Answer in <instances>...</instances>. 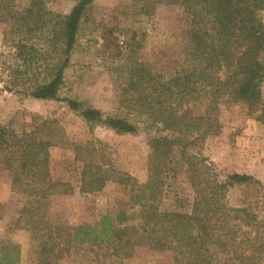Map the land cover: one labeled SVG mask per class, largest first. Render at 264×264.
<instances>
[{
  "label": "trees",
  "instance_id": "trees-1",
  "mask_svg": "<svg viewBox=\"0 0 264 264\" xmlns=\"http://www.w3.org/2000/svg\"><path fill=\"white\" fill-rule=\"evenodd\" d=\"M13 1L0 0L5 35L18 38L10 62L0 55L4 88L57 102L81 22L95 0H77L66 15L46 10L52 0H32L23 13L13 12ZM133 1L146 16L158 5H178L189 28L184 59L175 74L164 77L146 64L134 63L120 89V105L143 119L146 129L170 133L149 137L143 184L115 167L101 140L70 145L74 161L81 165L80 193L100 192L110 182L130 191L115 216L105 215L94 226L41 222L40 201L65 187L53 181L49 168L57 132L50 121L20 132L0 125V165L8 171L13 189L35 196V206L21 215H27L26 227L37 241V264H60L75 251L94 252L103 264H114L139 249L168 252L172 264H264V213H258L264 186L247 174L222 177L206 158L193 153L199 143L219 133L221 103H241L256 120L264 121V0ZM38 36L42 43L33 39ZM64 101L80 113L91 134L98 126L118 135L140 129L138 121ZM199 106L202 111L194 113ZM170 165L183 166L193 194L189 213L160 210L163 175ZM236 188L249 195L231 205L228 193ZM2 252L0 264L19 262L16 247Z\"/></svg>",
  "mask_w": 264,
  "mask_h": 264
},
{
  "label": "rangeland",
  "instance_id": "rangeland-1",
  "mask_svg": "<svg viewBox=\"0 0 264 264\" xmlns=\"http://www.w3.org/2000/svg\"><path fill=\"white\" fill-rule=\"evenodd\" d=\"M76 1L52 0L46 4V10L66 15ZM31 2L15 0L10 7L13 12L23 13ZM139 9L140 5H134L133 0H95L87 8L69 55L57 102L38 101L10 92L4 88L5 75L0 74V125H9L20 132L50 121L58 135L56 144L49 150V168L53 181L65 187L40 201L39 217L43 223L94 226L105 215L115 216L127 202L130 191L115 182H110L97 193L79 192L81 165L74 161L72 143L91 138L101 140L109 148L115 167L138 184H143L148 175L149 137L170 135L153 128L146 129L143 119L138 120L120 105L119 93L134 63L146 64L164 77L180 69L189 20L178 5H158L150 16L141 14ZM5 29L6 24L0 21V55L4 57L3 61L10 62L14 51L12 45L18 38L6 36ZM33 39L37 43L43 42L40 36ZM262 95L264 102V86ZM64 99L77 101L84 108L99 110L105 116L138 121L140 129L132 135H118L98 126L91 134L80 113L71 111ZM197 108L194 113L202 111L201 106ZM218 120L221 125L219 133L199 143L193 153L206 158L222 177L232 173L247 174L264 186V121L250 115L245 105L232 102L219 105ZM182 167L170 165L163 175L161 211H191L193 194ZM245 195L248 196L249 191L232 189L228 201L236 205ZM34 199V195L13 189L8 171L0 165V258L3 249L16 247L20 255L17 264H37V241L26 227L27 215H21L23 209L35 206ZM260 200L258 213L262 215L264 192ZM96 255L75 251L60 264H103ZM114 264H172V255L139 249L132 258Z\"/></svg>",
  "mask_w": 264,
  "mask_h": 264
}]
</instances>
